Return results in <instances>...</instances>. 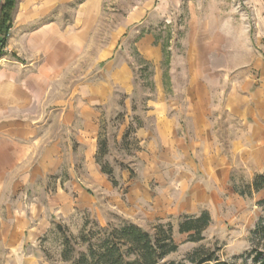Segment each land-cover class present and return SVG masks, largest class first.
<instances>
[{"label":"crops","instance_id":"obj_1","mask_svg":"<svg viewBox=\"0 0 264 264\" xmlns=\"http://www.w3.org/2000/svg\"><path fill=\"white\" fill-rule=\"evenodd\" d=\"M107 1L18 0L6 47L0 56V90L4 94L9 92L11 105L14 103L26 115L28 110L32 111L33 79L46 87L50 76H59L64 65L77 58L81 44L90 40L93 27L103 17ZM117 1L120 0L109 3ZM243 2L252 6L253 19L247 20V12L236 7V0H161L157 4L155 0H138L130 4L126 16L119 14L120 20L129 19L131 24L141 22L144 33L134 37L135 45L146 65L152 64L159 102L167 96V91L170 102L171 92L177 93L173 71L177 68L174 59L178 58V52L173 45L161 42L156 32L146 31V23L151 24L157 17L167 19L169 24L178 16L185 21L184 34L179 40L186 72L184 117L188 130L197 139L189 142L182 135L178 108L155 111L158 120L154 131L166 153L162 154L164 169L159 165L157 171H150L154 170V163L149 160L146 165L149 174L152 172L149 176L160 181L159 192L151 198V210L146 211L150 218L200 216L206 210L210 213L223 200L224 192H229L231 169L228 156L220 148L223 144L231 146L241 160L257 163L253 175L264 171L261 160L264 159V0ZM119 3L118 11L123 8L122 1ZM110 50V46L101 47L99 56L108 55ZM11 53L19 57L26 55L27 62L13 60ZM120 72L128 75L126 62L120 66ZM127 85L129 82L124 87ZM96 108V103H90L78 117L64 111L63 116L55 119L60 126L58 130H50L45 141L36 140L38 143L33 147L28 145L32 126L28 120L0 122V140L19 138L11 142L17 146L8 147V152L17 151L19 157L26 159L35 149L41 153L38 166L21 172L23 182L35 183L58 174L70 160L72 167L56 181L62 191L53 199L68 208L86 207L90 198L79 183L82 178L74 163H82L83 170L88 171L89 183L96 187L104 184L102 168L96 161L100 138ZM220 127L241 131L225 143L212 133ZM4 143L0 144L4 146ZM106 189L111 190L110 186ZM176 227L180 233L179 222Z\"/></svg>","mask_w":264,"mask_h":264},{"label":"rangeland","instance_id":"obj_2","mask_svg":"<svg viewBox=\"0 0 264 264\" xmlns=\"http://www.w3.org/2000/svg\"><path fill=\"white\" fill-rule=\"evenodd\" d=\"M4 1L0 0V6ZM109 1L105 3L107 5L104 6L103 17L93 27L90 40L81 44L83 47L77 58L67 62L59 76H50L46 87L40 86L33 79L32 111L28 110L27 115L21 113L14 103H9V92L6 90L7 93L4 94L0 90V122L18 118L28 120L32 125L28 133L31 143L28 145L33 147L36 140L45 141L50 130H58L60 126L55 119L63 116L64 111L78 117L85 106L96 103L99 137L108 141L109 153L105 159L114 168L119 185L114 186L102 172V182L106 185L94 186L88 182V171L83 170L82 163L75 162L74 168L82 178L79 183L87 190L90 201L86 203V207L73 205L68 208L64 204H58L53 197L62 191L56 181L60 174H65L72 167L70 160L58 174L35 183H26L23 182L21 172L39 165L40 151L34 148V152L28 153L27 159L22 158L17 151H7L8 147L15 149L17 145L11 142H17L18 137L15 140H0V143L5 142L4 146L0 144V264H68L60 258V241L64 231L57 226L79 236L86 220L105 226L109 223L119 224L122 219L131 220L152 232L154 225L171 222L174 240L179 248L166 257L167 261L191 264L188 255L199 249L232 264H255L253 258L256 250L263 253L261 258L264 257V232H255L258 221L264 216V209L258 204L264 199V189L248 197L234 190L236 185L242 187L252 184L257 163L241 160L239 155H234L228 144H223L220 148L231 163L229 192L225 191L223 200L211 209L210 223L203 231L200 241H191L189 233H179L178 227L175 228L177 222L186 215L160 219L148 217L151 198L159 192L160 181L149 176L152 172L149 174L146 165L148 160L154 163V170L150 171H157L159 165L163 169L165 167L162 166V154L165 151L161 149V141L157 140L154 131L158 120L155 111L163 108L172 111L178 108L182 135H186L189 142L197 139L188 130L184 117L187 110L183 93L186 72L179 40L184 34L185 21L178 16L169 24L167 19L157 17L151 24L146 23V31L156 32L161 42L170 47L173 45V49L178 52V58L174 59L177 68L173 71L177 93L171 92L173 100L170 102L167 91V96L159 102L152 64L146 65L135 45L137 40L134 37L140 32L144 33L141 22L131 24L129 19L120 20L119 14L124 13L126 16L130 4L138 0H120L114 4ZM121 1L123 8L119 12ZM155 1L157 4L161 0ZM243 1L236 0V7L245 9L247 20L253 19L252 6ZM105 46H110L109 54L99 56V50ZM168 52L171 54V49ZM11 56L13 60L20 62H27L28 59L26 55L22 56L23 60L21 56ZM125 62L128 65V75L120 72V66ZM166 66L164 64V68ZM165 79L168 81L167 74ZM126 82L129 85L124 87ZM240 131L239 128L224 130L220 127L212 133L216 138L222 139V142L229 143ZM149 142H152L150 146ZM106 186H110L111 190L106 189ZM63 189L66 190L65 187Z\"/></svg>","mask_w":264,"mask_h":264},{"label":"trees","instance_id":"obj_3","mask_svg":"<svg viewBox=\"0 0 264 264\" xmlns=\"http://www.w3.org/2000/svg\"><path fill=\"white\" fill-rule=\"evenodd\" d=\"M18 0H5L0 6V56L13 25L14 11ZM126 138V135L125 137ZM107 139L99 138L96 161L109 180L118 186L114 168L105 159L108 155ZM251 185L237 186L236 192L242 196H252V193L264 189V171L255 174ZM264 209V199L258 203ZM122 219V218H121ZM210 223L209 211L200 216H185L179 222L180 233H189L191 241H200L202 233ZM255 232H264V216L257 223ZM62 232L61 261L70 264H183V262L167 261L166 257L175 253L179 244L174 240V227L171 222H160L154 225V231L144 229L131 220L122 219L119 224L109 223L105 226L86 220L79 236H75L60 226ZM263 253L256 250L255 264H264ZM191 264H232L210 253L199 249L188 255Z\"/></svg>","mask_w":264,"mask_h":264}]
</instances>
